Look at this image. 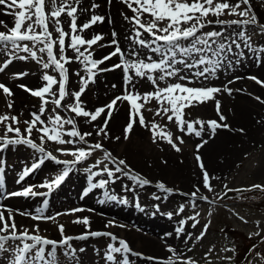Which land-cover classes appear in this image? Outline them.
I'll return each mask as SVG.
<instances>
[{
    "label": "snow or ice",
    "instance_id": "snow-or-ice-1",
    "mask_svg": "<svg viewBox=\"0 0 264 264\" xmlns=\"http://www.w3.org/2000/svg\"><path fill=\"white\" fill-rule=\"evenodd\" d=\"M121 2L133 13L131 17L125 16V19L133 25V35L129 38L139 48L159 53L160 59L158 62L128 58L129 56L139 57L140 53L136 48H130L126 55L125 51L119 46V41L115 39L117 35L115 31L112 32L113 39L108 45L99 43L104 39L101 34L86 39L82 33L97 23H103L105 18L100 15H93L88 22L78 26L77 6L80 0H0V6H5L10 10L18 9V11L8 13L15 16L14 26L8 31H0V50L7 56L4 63L0 64V72L12 63L13 58L27 59L30 57L42 64L43 69H51L59 77L48 74L46 71L42 77L46 84L38 90L28 89L26 86L20 85L25 91L41 100L39 112L30 113L32 119L23 121L26 125L23 132L19 127L21 123L19 117L8 114L0 115V125H3V134L0 135V151L7 149L10 145L24 144L41 154L38 162L34 163L31 168L24 170L18 182L22 181L30 172L39 168L46 159H50L57 164L66 166L62 173L51 183L41 185V187L51 191L53 187H58L65 180L72 171L71 166L87 160L97 150L105 151V158L110 160L114 168L105 165L103 169L93 173V175L106 173L108 177L113 178V182L115 179H119L116 173H120L122 176H130V166L126 160L113 158L111 152L105 150L101 142L89 143L87 138L91 137L93 133H82L77 127L75 119L76 117L85 118L87 123H92L104 114L103 123L95 125L98 129L95 135L102 136L105 139L110 138L106 129L118 101H126L130 105L129 122L124 129L123 138L125 140L130 138L134 125L138 123L139 126L152 133L153 143L158 140L166 141L176 152L182 151L179 145L184 143L183 138L177 137L174 140L172 133L164 130L166 125L161 126L158 124L155 117H166L169 122H175L181 132L195 133V135L200 136L201 130L205 126L204 122L186 120L184 111L187 107L215 100V94L220 93L222 89L216 87H190L188 85L194 82L192 78L203 77L208 79L210 75H214L223 66L227 55L232 52L233 46L236 49L241 48V41L243 46L252 51L254 55L264 53V48L253 49L249 43L251 36L247 31L248 26H255L260 34L264 35V23L259 22L251 7L250 0H237L235 4H231L229 0H191V2L189 0H121ZM46 5L48 6L47 10ZM97 6L93 5V7ZM62 16L68 21L70 31L65 30L64 22L61 20ZM223 16H239L241 19H220ZM215 25L221 26V30L203 31V29ZM225 26L235 27L232 33L226 35ZM54 33L57 34L55 37ZM66 39L68 41L67 45ZM93 46L101 48L114 46V50L101 59H94ZM67 49H70L74 55L69 56ZM21 52L26 53L27 56L18 55ZM38 53L46 54L47 59L45 60L44 56L38 55ZM239 55L243 56V53L240 52ZM113 57H118L120 62L111 65V67H99ZM257 59H259L258 55ZM73 62L82 64L87 73V76H81L80 71L72 73L79 77V83L81 84L77 91L70 89V73L69 68L66 67V65L70 66ZM229 63L231 62L229 61ZM116 69H121L124 73L125 89L123 94L115 97L104 107L97 108L94 111L85 110L81 97L85 94L89 83L95 81L97 72L115 71ZM154 73H158V75H153ZM181 73L184 74L181 75ZM23 75L25 74H17V77ZM136 78L147 79L154 90L144 94H141L138 90L134 91L136 89ZM170 78L187 81L188 83L177 82L169 83L165 87L160 86V82H165ZM250 79L264 86V81H260L256 77H250ZM0 89L3 90L6 96L13 95L11 90L4 84H0ZM223 91L231 94L232 90L225 88ZM69 99H71V103L68 102ZM256 99L259 100L260 98L257 97ZM141 100L143 103L139 102ZM152 100L157 102L158 107L155 110L150 107L145 109V105ZM49 104L55 107L44 118L45 113L49 111L47 107ZM7 106L11 109L12 103L8 102ZM57 110L72 113L74 116H62ZM142 110L154 112L153 119L146 122ZM216 110L220 122L215 120L207 122L212 133H215L217 128L229 127L226 123H222L226 120V117L220 113L219 101H216ZM197 124L201 130L196 129L195 125ZM66 125L71 127L65 129ZM34 130L39 134L40 144H37L32 138ZM240 131H243V129ZM65 136L69 139H65ZM120 139L119 136L115 137L117 141ZM47 142L57 145L83 143L88 147L75 148L74 150L57 148L56 151L61 154L74 157L73 160H59L53 152L45 149L43 145ZM202 146L203 144H200L197 148L199 149ZM196 159L202 170L203 186L208 191H214V186L211 183L212 178L205 169L201 158L197 156ZM100 163H103V161H98L92 167L98 168ZM88 171H91V169H88ZM130 178L140 186L150 183L148 179L142 176L132 175ZM108 183L109 180H101L99 186L104 187ZM92 187L95 188L97 185L93 184ZM158 187L164 192L172 191L163 182H160ZM252 187L264 190V186L261 185H253ZM197 191L199 189L191 193L192 197H196ZM229 191L232 190L229 189ZM7 195L9 197H27L29 195L35 196L37 193L33 191L32 187H28L23 191L12 192ZM109 199L115 200L117 197L110 196ZM199 199L207 201L208 197L201 196ZM183 211L184 207L181 206L179 212L182 213ZM5 212L8 213L7 217H5ZM19 214L28 215L38 221L55 219L51 216H44L43 209H38L34 215L31 213ZM169 215L171 216V214ZM197 216H199L198 212L188 218L193 221L192 228H196L199 224ZM241 219L243 218L241 217ZM74 223H82L90 229L88 218L78 219ZM181 223L186 224L187 220L181 221ZM208 227V224L203 226L197 239H203ZM59 231L62 239L56 241L41 236L38 224L31 230L27 227L18 228L13 210L0 205V256L7 254L8 264H60L57 253L61 248L68 250L64 253L65 256H71L72 260H75V250L71 248L70 244L73 239H87L89 236H107L112 240L117 239L112 233L101 231H88L79 237L64 236L63 225H59ZM176 231L178 234L184 233L185 229L181 227L177 228ZM187 238L191 239V233L187 234ZM167 250L173 254V257L167 260L156 257H149L148 259L154 260L156 264H177L178 261L180 264H197L191 258L181 260L180 254L174 248L168 247ZM113 254L122 255L118 257ZM129 254L142 255L141 253H134L130 245L125 240L120 239L119 246H109L106 258L108 261L115 262V264H131L128 258Z\"/></svg>",
    "mask_w": 264,
    "mask_h": 264
},
{
    "label": "rangeland",
    "instance_id": "rangeland-1",
    "mask_svg": "<svg viewBox=\"0 0 264 264\" xmlns=\"http://www.w3.org/2000/svg\"><path fill=\"white\" fill-rule=\"evenodd\" d=\"M242 7H244L242 5ZM252 9L254 12L259 11L258 14L262 19V23H264V0H256V5L252 4ZM213 19V17H209ZM222 20H239L241 17L239 16H225L221 18ZM219 25L209 26L206 31L217 30L219 31ZM227 26H225L226 28ZM221 30V29H220ZM248 34L251 36V40L249 43L251 44L253 49L257 48H264V35L260 34L259 30L255 26H248ZM241 48L236 49L233 46V50L231 53L227 55V63L223 64L214 75H210L208 79H204L203 77L200 78H192L194 80L193 83L189 84L190 87H216L222 89L223 86L227 85L231 80L236 81L240 78L239 73L251 67L255 71H260L262 67H264V53H257L253 54L248 48L243 46V42L241 41ZM31 46V44H30ZM144 49V48H143ZM242 52L243 56L239 55ZM257 55L259 59H257ZM229 61L231 63H229ZM203 67V66H202ZM184 73H181L183 75ZM153 75H158V73H154ZM189 75H191L189 73ZM247 77H256L258 75L254 71H248ZM256 82L253 79H250ZM260 80V79H259ZM21 81V80H20ZM147 81V79H146ZM17 82H6V84L12 88L13 84ZM188 83L187 81H181L176 78H170L165 82H160L161 87L167 86L169 83ZM260 85V84H259ZM148 87L150 91H153V86L148 83ZM261 90L264 92V86L260 85ZM20 89V87H19ZM90 90L94 89V86L89 87ZM21 90V89H20ZM2 91V90H1ZM22 91V90H21ZM3 92V91H2ZM24 92V91H22ZM90 91L88 96H84L81 98L83 101V107L85 109H90L91 102L87 100L94 99L95 94L91 95ZM222 91L218 94H215L217 97L219 94L222 95ZM245 91L240 89L238 94H244ZM27 95V94H26ZM251 95L247 94L244 97H250ZM259 96V95H252ZM226 97V96H225ZM108 98H101L103 103L106 102ZM85 100V101H84ZM33 102L37 103L36 100L32 99ZM8 102L12 103V108L9 109L7 104ZM102 103V104H103ZM23 98H7L5 96L0 97V115L8 114V115H23L25 113V105H24ZM36 106V104H35ZM152 108L155 110L158 105L155 100H152L149 104L145 105V109ZM201 104L196 106L187 107L184 111V117L188 121H202L207 123L208 121H212L207 119V111L204 110ZM145 119L151 121L154 117V112H149L146 110H142ZM122 117L121 121H116L119 123L117 127L126 126L129 122V109L123 107L122 108ZM19 118H25L17 116ZM138 119V118H137ZM114 118L112 117L109 121L110 126L112 125ZM155 121L160 124L161 126L166 125L164 129L166 132L170 131L172 133L173 139L175 140L177 137H182L184 143L179 145L182 149L180 152H176L166 141L158 140L156 143H153L152 133L148 131L146 128H142V133L137 134L136 132H132L130 138L125 140L123 134L118 135L122 136L119 142L117 143H107L104 145V148L110 147L113 152L118 149H122L123 147L127 146L132 149H135L139 152L133 153L130 157L132 159H140L138 164L139 171L132 172L130 171V176L135 175H145L148 173V161L149 159L154 161L158 166H167L168 168L170 165H176L180 156L188 157L191 160H194V149L199 152V155L204 158L205 160L215 159V167L212 169H219L224 176L223 180L214 186V191H208L207 189L203 194L208 197V200L199 199L200 196L196 195V197H192L191 193L193 191H176L173 190L171 187H167L172 189L171 192H164L160 188L158 189L154 183H149L144 187L152 190L155 193L164 194L167 198L171 199V202L166 205H157L155 201V195L153 198L152 192H149L148 196H146L151 203V208L156 212L153 211L155 214H158L159 211L169 212L171 214V219L174 220L177 224L181 223V221L187 220L186 227H188L191 231V240L186 243L185 247L179 252L181 256V260L186 258H191L192 260L196 261L197 264H231L234 261L236 248L238 245L241 244V240H237L236 238L233 239V236L228 232L227 227H231L234 230L245 234V236L249 238L260 239L261 237L264 238V209L256 207V203H228L227 199H225L226 195L233 192L239 191H247L254 189L253 185H261L264 186V122L260 126V131L256 137V140L253 143L248 144L247 146L243 147V144L240 143L244 138L246 131L243 135L239 133H230L231 126L228 129L218 135L216 138H224L221 141L217 140L218 143L213 145L209 156L205 158V151L203 147L208 143H197L194 140L195 133L187 134L186 132H181L175 122H169L166 117H155ZM10 122V121H9ZM102 124V123H101ZM138 123L134 125V129L137 127ZM67 126V125H66ZM65 126V129H66ZM236 125H233L235 128ZM186 127V126H185ZM197 129V125H195ZM118 128V129H119ZM117 129V130H118ZM116 130V131H117ZM116 131H112V135H116ZM83 132H92L93 133V124H88ZM82 132V133H83ZM32 137L35 138L37 142L39 140V134L34 130L32 133ZM69 139V137H65ZM89 143L101 142L98 138L92 140L87 138ZM216 141V140H215ZM119 144V145H118ZM124 146H123V145ZM203 144L202 147L199 149L197 148L198 145ZM75 145V148H87L88 145L79 143V144H72ZM226 147L228 149H237L236 157L233 158L232 164H229L227 167L226 165L223 166V158L228 160L229 155L226 157L224 155L226 151ZM73 149V150H74ZM101 150H97L96 152H100ZM151 152L157 153L156 157L150 156ZM171 152V153H170ZM94 153V154H95ZM167 153H170L171 156H174V161L168 156ZM93 154V155H94ZM99 155H97L98 157ZM6 166L9 167L10 165L15 168L18 167L16 163L12 162V158L10 155L6 154L4 157ZM18 161V160H16ZM91 163V162H90ZM167 163V164H166ZM109 165L114 168L109 160ZM222 166V167H221ZM88 169H92L91 164H87L85 166ZM220 167V168H219ZM20 169V168H17ZM211 169V170H212ZM97 172L92 171L91 176L97 177L98 179L106 180L107 176L103 175H93V173ZM138 174V175H137ZM227 186V187H225ZM231 189L232 191H229ZM126 198H131L129 194L122 192ZM142 202V201H141ZM143 203V202H142ZM145 205L149 206L147 203ZM74 206V204L72 205ZM183 206L184 211L181 213L179 212V208ZM152 212V211H150ZM199 213L197 219L199 220V224H197L196 228H192L191 224L193 223L192 220L188 218L191 216L196 215ZM241 217L243 219H241ZM208 224V230L206 235L203 239H197L200 236L203 226ZM115 226L116 224L113 223ZM71 225L67 229H65V235H71L70 231ZM258 233V234H257ZM74 246H77L76 244ZM71 246V247H74ZM79 247V245H78ZM134 248V247H133ZM211 250V251H210ZM263 254H264V243H263ZM107 250H105L104 258L106 257ZM146 257V256H145ZM230 258V259H229ZM106 259V258H105ZM264 255L262 256H255L251 264H264L263 262ZM77 261H83L82 258L78 257ZM151 260V259H150ZM156 263L154 260H151L150 264ZM180 264V263H177Z\"/></svg>",
    "mask_w": 264,
    "mask_h": 264
},
{
    "label": "bare ground",
    "instance_id": "bare-ground-1",
    "mask_svg": "<svg viewBox=\"0 0 264 264\" xmlns=\"http://www.w3.org/2000/svg\"><path fill=\"white\" fill-rule=\"evenodd\" d=\"M93 5H98L97 7H93ZM135 6V5H133ZM5 7V6H4ZM78 7V26L83 24L84 22H88L93 15H100L103 16L104 22L103 23H97L96 25H93L90 29L84 31L82 35L87 39L90 38L92 33H97L98 31H101L103 33L104 39L100 41V44H105V42H109L113 39L112 32L115 31L117 34L115 39L119 41V46L122 50L125 51L126 55L130 48H136V50L140 53L139 57H128L130 59H144L146 62L151 61H159L160 54L159 53H153L149 49H143L139 48L137 45L133 43V41L129 38L133 35V25L125 19V16L131 17L133 16L132 11L121 2V0H82L81 3H79ZM6 8V7H5ZM10 10L6 8V10L1 11L0 14V31H3V29L6 27V31L10 29L13 25V22L15 20V16L8 14ZM260 21V20H259ZM3 24H6L3 26ZM207 28L203 29L205 31ZM228 31L232 33L231 27H227ZM146 38V35H145ZM94 49V59H99L101 56L107 53L108 49H105L106 47H99V46H93ZM83 51V50H82ZM113 51V50H112ZM0 58L7 59L6 54L0 50ZM150 58V59H149ZM15 61L12 60V65ZM120 60L118 57H113L109 62L100 65L101 68L111 67V65L119 63ZM74 72L80 71L83 75L87 76V73L84 69V66L80 64L79 62H73ZM22 70H25V68H21ZM43 68H36L34 69L30 76L29 80L34 83L36 80L39 81L41 75L40 70ZM254 71L258 75V78L260 81H264V67L260 69V71H255L251 67H248L243 72L239 73L240 78L228 86H223L222 88L225 89H231V94H229L227 91H223L226 94V97H216L215 100H209L206 103H202L200 108H204V110L207 111V119L209 120H215L219 121V116L217 114L216 110V101H219L220 103V113L226 117V120L222 123H226L227 125L231 126V132L230 133H239L243 135L246 131V134L242 141L240 143L243 144V147L247 146L250 143H253L256 140V137L260 131V126L264 122V92L261 90L260 85L252 80H250L247 77L248 71ZM40 76V77H39ZM5 75L0 74V83L3 82ZM124 78V73L121 69H116L115 71H104V72H97V75L95 77V81L91 82L94 86L99 87L103 91L111 93L112 97L121 96L124 92V90L120 91V86L122 89V79ZM125 82V80H124ZM89 83V84H91ZM136 91L137 89L141 94L150 92V89L147 86V82L145 79L136 78ZM71 84H79L76 80V76L73 74L71 78ZM242 89L245 91L244 94H238L239 90ZM247 94L251 95L250 97H244L247 96ZM259 95L254 96L252 95ZM1 97V96H0ZM259 97L260 99H256ZM101 100L97 102L96 105L92 106V108H100ZM127 108L130 109V105L128 102H117V106L115 107V111H119L121 108ZM93 111V110H91ZM123 113L122 110L118 112L113 118L112 125L109 126L107 129V132L109 134L110 138H107L106 140L112 141L115 137L118 135H121L124 133V126H121L120 128L117 127L120 122L123 119L122 117ZM116 120V121H115ZM111 124V123H110ZM233 125H236L235 128H233ZM119 128V129H118ZM118 129V130H117ZM228 128H217L215 133H212L210 131V128H203L200 129V126L197 124V130H201V135L194 136V140L197 143H208L203 147V150L205 151V158L209 156V153L211 152V149L213 145L217 144L218 141L224 139L222 137L216 138L218 135L224 133ZM243 129V131H240ZM117 130V131H116ZM112 131H116V135H112ZM134 132L137 134L142 133V128L137 125L135 129H133ZM216 140V141H215ZM218 140V141H217ZM123 145V144H122ZM124 146V145H123ZM237 149H228L226 147V151L224 155L226 157L229 155L228 160H225L223 158V166L226 165V167L229 164H232L233 158L236 157ZM119 152H126L130 156L133 153H137L139 151L132 149L130 147H123V150H120ZM171 153V152H170ZM170 153H167L168 156L171 158L172 161H174V156H171ZM150 156L156 157L157 153L151 152ZM194 160H191L188 157L180 156L178 159L176 165H170L168 168L167 166H158L154 161L150 160L148 161V173L144 175L146 179L149 181H152L156 184H159L160 182H163L165 186H170L171 188H176L180 191H196L199 189V191L196 192V195L200 196L202 195L206 188L203 186L202 183V170L198 166V162L196 157L199 156L204 164L205 169L209 173V176L211 179V183L213 185L221 182L223 180L224 174L219 171V169H212L215 167V159L211 160H205L199 155V152L194 149ZM127 164L130 167H134L135 170L139 171L138 164L140 162V159H132L131 157H127ZM167 164V163H166ZM222 167V166H221ZM220 168V167H219ZM212 169V170H211ZM4 177L6 178V181L9 183V185H12V179L9 178V175L5 173ZM90 179V178H89ZM86 181L85 177L79 176L78 177V185L84 184ZM85 187V186H81ZM119 190L120 192H124L126 194L132 195L137 197V199H141L143 197L148 196V190L144 189L136 184V182L130 178H123L119 179L114 186H108V191L105 193L107 195H112V191L114 189ZM84 191H86L84 189ZM0 192H4V189L0 187ZM90 192H97L99 195L101 194L98 189L95 190H89ZM117 192V191H116ZM192 192V193H193ZM113 196V195H112ZM72 199L77 198L76 195L71 196ZM123 198H121L122 200ZM156 203L159 206V198L156 200ZM10 209L13 210V215L15 216V219L18 221V226L20 227L22 225V222H24L25 216H22L19 213H25L26 210H28L29 207H31V203L24 201V199H13L10 202L7 201L6 203ZM96 208L99 210L100 213L96 216H89L88 219L90 221V229H88L85 225L77 224L73 226V231L76 233V236H79L81 234H84L88 231H101V232H110V231H117L118 237H121L123 240H125L130 247L133 246L136 248V250L140 253H144L151 257L156 258H165L168 259L170 257H173V254L169 251H165L163 249V245L159 243L158 240L155 238L148 236L145 234V232L151 234V235H158L161 240H163L165 243L171 245V248L176 249L178 252L184 246L186 245L187 241L190 239L187 238V234L191 233L190 229L188 227H184L185 232L184 233H177V224L174 220H169L168 218L164 216H159V219L152 220L150 217L143 213H139L138 211H135L131 209L126 204H116L109 200V206L107 205H101L97 204L95 205ZM19 216H18V215ZM8 215L7 212H5V216ZM21 215V216H20ZM154 215V214H153ZM7 217V216H6ZM115 219H119L126 223V226H123L120 223H117L116 227L112 226L111 223L115 221ZM41 227H44V224H40ZM130 226H135L138 229H134ZM181 228V227H180ZM77 243L86 245L87 240L82 239L76 241ZM135 250V249H134ZM89 252L96 253L93 250L89 249ZM6 255L0 256V260H4L2 264H7L6 262Z\"/></svg>",
    "mask_w": 264,
    "mask_h": 264
}]
</instances>
